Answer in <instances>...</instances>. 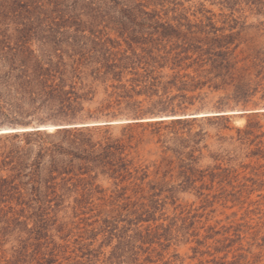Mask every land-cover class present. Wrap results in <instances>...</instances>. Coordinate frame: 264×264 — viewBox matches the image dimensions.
<instances>
[{
    "label": "trees",
    "instance_id": "16d2710c",
    "mask_svg": "<svg viewBox=\"0 0 264 264\" xmlns=\"http://www.w3.org/2000/svg\"><path fill=\"white\" fill-rule=\"evenodd\" d=\"M234 1L226 3L235 9ZM182 6V0H0V64L20 100L57 105L69 121L129 120L63 128L47 133L45 142L33 139L45 133L28 131L20 146L0 147V202L16 194L21 199V192L26 205L19 216L0 220V234H29L6 264H62L68 246L49 248L54 222L35 204L48 201L52 188H69L92 203L96 192L107 190L96 185L102 177L114 189L94 205L95 220H85L80 234L103 235L101 247L117 239L112 258L123 257L137 240L186 234L189 218H170L168 206L181 189L215 180L217 174L200 168L208 147L201 146L207 137L201 124L229 128L219 122L231 117L182 116L263 103L264 45L248 37L249 26L235 12L219 27L213 17L194 22ZM11 23L18 26L10 34ZM217 93L224 95L216 99ZM156 117L172 118L147 120ZM85 248L84 258L93 254Z\"/></svg>",
    "mask_w": 264,
    "mask_h": 264
},
{
    "label": "rangeland",
    "instance_id": "374dc122",
    "mask_svg": "<svg viewBox=\"0 0 264 264\" xmlns=\"http://www.w3.org/2000/svg\"><path fill=\"white\" fill-rule=\"evenodd\" d=\"M182 1L184 6L180 11L186 12L194 22L213 17L220 27L224 26L223 21L235 12V17L240 18L242 22L246 21L249 26L248 37L255 38L259 45H264V0H235V9L230 8L226 0ZM17 26L11 23L8 26L9 33H15ZM6 28L5 25L4 29ZM110 34L113 38L118 37L115 31H111ZM7 70L6 65L0 64V138L11 137L0 141L1 148L10 149L20 146V142L24 143L25 138H20V135L28 131L20 130L27 127V130L35 128L33 131L45 133L41 138L33 137L39 142H45L50 141L47 133L63 129H57L59 126L106 121L87 118L69 121L67 120L69 116L61 112L57 105L42 103L40 100H20L16 88L6 84ZM221 95L224 93H217L216 99ZM261 95L262 92L258 93L253 100H259ZM95 107L92 105L91 109L94 110ZM86 109H89V105H86ZM208 112L218 110L201 111L198 114ZM220 112H227L231 117L230 122H219L227 124L229 128H221L209 121L201 124L207 133L206 140L201 146L208 147L203 149L204 156L200 168H209L217 177L215 180L211 176L205 178L204 188H201L203 182L198 181L193 188L181 189L177 193L176 204L168 206L167 215L170 218L174 216L189 218L184 230L186 234H159V238L154 242H150L148 238L137 240L125 249L127 252L123 257L116 260L112 258V253L118 244L117 239L110 245L101 247L103 235H99L95 240L90 238L89 234L84 237L80 234L86 228L85 220L89 222L95 220L91 218L96 214L92 209L94 205L105 202L103 200L105 193L108 194L114 189L113 181L105 177L98 179L96 185L107 190L104 193L96 192L92 203H84L83 196L73 190L70 191L69 188L63 190L52 188L45 192H49L48 201L35 205L45 207L49 214L48 218L54 222L49 248L54 247L56 243L63 247L68 246L65 254L60 255L64 257H60L59 262L68 264L67 257H72L79 260L92 259L91 264H264V102L256 107L250 103L247 108L241 105ZM201 117L203 116L198 118ZM162 118L172 117L147 120ZM121 119L127 120V118L116 120ZM249 123L255 126L249 127ZM121 124L123 123L116 125ZM38 126H48V130H37ZM52 126L56 127L54 131L49 129ZM201 126L197 124L195 131L200 130ZM38 144V142L34 144L35 151L39 148ZM3 174L1 172L0 176ZM21 195L20 192L21 199L16 194L14 198L3 199L0 202V220L4 217L15 218L21 214L26 207ZM169 221H165L166 225ZM160 223L162 220L158 222ZM181 224L182 222L179 223ZM32 225L33 222H30V226ZM56 226L58 228L63 226L62 231L57 232ZM89 227L91 226L87 228ZM69 232L71 234H68ZM28 237L29 234H0V264H6L7 260L12 258L13 248L18 246L19 241L21 246L22 241L25 242ZM90 244L92 245L89 246ZM82 245H86L85 251H93V254L82 257L86 254L81 249Z\"/></svg>",
    "mask_w": 264,
    "mask_h": 264
},
{
    "label": "water",
    "instance_id": "95a60500",
    "mask_svg": "<svg viewBox=\"0 0 264 264\" xmlns=\"http://www.w3.org/2000/svg\"><path fill=\"white\" fill-rule=\"evenodd\" d=\"M232 113H234V112H232ZM235 113L240 114V113H244V112H235ZM225 114H228V113L227 112H220V111H218V112L203 113V115L202 114H198V113H193V114H190V115H187V116H182V117H199V116L225 115ZM127 121L128 120L121 119V120H113V121L86 122V123L70 124V125H67V126H59L57 129L67 128V127H78V126L102 125V124H120V123H125ZM41 127H46V128H41ZM27 129H28V127L25 128V130H20V131H33V130H35V128H33L31 130H27ZM36 129L37 130H48V126H38V127H36ZM10 133H12V132H10ZM2 134H5V133H2Z\"/></svg>",
    "mask_w": 264,
    "mask_h": 264
},
{
    "label": "bare ground",
    "instance_id": "6f19581e",
    "mask_svg": "<svg viewBox=\"0 0 264 264\" xmlns=\"http://www.w3.org/2000/svg\"><path fill=\"white\" fill-rule=\"evenodd\" d=\"M55 128H56V127L52 126V127H50L49 129H50V131H54ZM10 131H12V130H10ZM5 132H7V131H5Z\"/></svg>",
    "mask_w": 264,
    "mask_h": 264
}]
</instances>
